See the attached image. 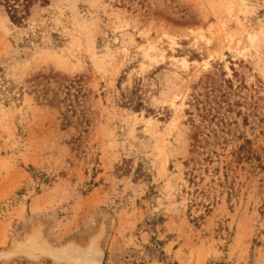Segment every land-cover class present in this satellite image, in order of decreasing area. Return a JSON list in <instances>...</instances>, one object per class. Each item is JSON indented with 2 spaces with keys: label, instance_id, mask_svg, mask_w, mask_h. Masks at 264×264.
I'll use <instances>...</instances> for the list:
<instances>
[{
  "label": "rangeland",
  "instance_id": "1",
  "mask_svg": "<svg viewBox=\"0 0 264 264\" xmlns=\"http://www.w3.org/2000/svg\"><path fill=\"white\" fill-rule=\"evenodd\" d=\"M246 148L264 166V0L1 2L0 264H264V169L193 218L195 161Z\"/></svg>",
  "mask_w": 264,
  "mask_h": 264
},
{
  "label": "trees",
  "instance_id": "2",
  "mask_svg": "<svg viewBox=\"0 0 264 264\" xmlns=\"http://www.w3.org/2000/svg\"><path fill=\"white\" fill-rule=\"evenodd\" d=\"M42 3L46 0H41ZM5 6L10 20L15 24H21L26 14L28 13L29 6L33 3V0H0ZM125 104V103H124ZM140 105V104H138ZM139 106L134 105L133 108L137 109ZM249 141L246 140L245 144ZM244 148V145H240L238 150ZM215 153L207 152L203 153V157L195 161L193 164V174L192 171L189 172L188 182L193 186V208L198 211L196 216H193L195 222L203 219L206 214H208L214 204L217 203L219 196L225 194L227 200H232V198L238 197L239 190L235 186V176H233V170L231 168L232 163L239 162L243 159L247 160L249 167L247 173L252 175H258L260 171L264 169L262 160L260 156L252 150V148H246L244 153H232L230 159H225L222 165V178L218 176L219 167L214 165ZM219 161V160H218ZM214 172V176H217L216 180L213 178L204 183L203 176L197 172ZM231 173V174H230ZM255 195L259 199L258 212L260 215L264 216V178L258 179V184L256 185ZM159 245L158 242H156ZM161 256L164 258V253L161 252Z\"/></svg>",
  "mask_w": 264,
  "mask_h": 264
},
{
  "label": "water",
  "instance_id": "3",
  "mask_svg": "<svg viewBox=\"0 0 264 264\" xmlns=\"http://www.w3.org/2000/svg\"><path fill=\"white\" fill-rule=\"evenodd\" d=\"M46 252L60 260H67L77 264H101L103 260V252L95 242L86 248H80L73 244H68L61 248H49ZM97 255L98 258L94 257Z\"/></svg>",
  "mask_w": 264,
  "mask_h": 264
},
{
  "label": "bare ground",
  "instance_id": "4",
  "mask_svg": "<svg viewBox=\"0 0 264 264\" xmlns=\"http://www.w3.org/2000/svg\"><path fill=\"white\" fill-rule=\"evenodd\" d=\"M93 256H94V257H96V258H98V256H97V255H94V254H93Z\"/></svg>",
  "mask_w": 264,
  "mask_h": 264
}]
</instances>
